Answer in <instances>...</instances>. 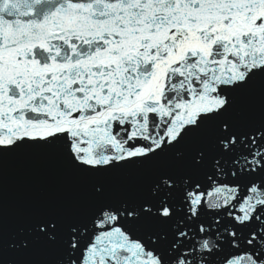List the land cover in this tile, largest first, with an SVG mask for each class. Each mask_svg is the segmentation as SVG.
I'll use <instances>...</instances> for the list:
<instances>
[{"label": "snow or ice", "instance_id": "1", "mask_svg": "<svg viewBox=\"0 0 264 264\" xmlns=\"http://www.w3.org/2000/svg\"><path fill=\"white\" fill-rule=\"evenodd\" d=\"M258 79L264 0H0V162L48 150L98 194L33 235L58 264H264V117L234 116ZM169 157L105 198V177Z\"/></svg>", "mask_w": 264, "mask_h": 264}, {"label": "water", "instance_id": "2", "mask_svg": "<svg viewBox=\"0 0 264 264\" xmlns=\"http://www.w3.org/2000/svg\"><path fill=\"white\" fill-rule=\"evenodd\" d=\"M234 116L244 122H259L264 117V81L258 79L240 96ZM210 135L209 130L201 139ZM177 167L169 157L112 173L104 178L105 198L135 195L147 187L157 170ZM210 171L209 166L196 179L208 183L205 173ZM95 183L48 150L22 149L6 156L0 162V264H58L62 247L35 237L32 225L40 218L88 221L98 202ZM163 230L160 225L148 229ZM25 241L27 247L22 246Z\"/></svg>", "mask_w": 264, "mask_h": 264}]
</instances>
